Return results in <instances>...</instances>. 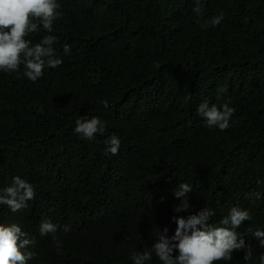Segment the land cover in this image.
Instances as JSON below:
<instances>
[{"label": "trees", "instance_id": "1", "mask_svg": "<svg viewBox=\"0 0 264 264\" xmlns=\"http://www.w3.org/2000/svg\"><path fill=\"white\" fill-rule=\"evenodd\" d=\"M57 2L53 31L27 39L54 35L63 63L35 82L23 65L0 71V190L17 175L35 189L18 212L0 205V222L35 240L29 264H134L132 252L145 250V264H161L152 249L160 231L174 235L173 217L205 206L213 224L232 206L251 215L237 232L252 259L245 249L216 264H259L264 248L248 229H264V0H201L199 17L195 0ZM221 12L219 25L200 26ZM205 101L235 109L229 128L206 126ZM83 116L105 132L75 133ZM113 134L117 155L107 152ZM182 182L193 190L177 211ZM43 220L61 226L59 250L40 234Z\"/></svg>", "mask_w": 264, "mask_h": 264}, {"label": "clouds", "instance_id": "2", "mask_svg": "<svg viewBox=\"0 0 264 264\" xmlns=\"http://www.w3.org/2000/svg\"><path fill=\"white\" fill-rule=\"evenodd\" d=\"M61 5L57 0H0V71L19 74L20 66H24L23 75L30 81H37L44 74L45 67L56 68L63 63L62 58L54 48L56 37L43 35L39 42L33 44L27 39L30 34L39 33L41 26L48 33L53 31L54 22L60 18ZM194 13L199 17L203 14L201 0H195ZM224 19L221 12L205 21L200 26L206 28L219 25ZM65 54L70 53V46H63ZM219 91H224L220 89ZM104 107L108 102L103 101ZM198 114L204 118L206 126L218 127L221 131L230 127L231 117L235 109L223 104L222 109L215 104L202 102L197 108ZM75 133L92 140L97 133L103 134L105 126L98 117L88 118L83 116L76 120ZM106 143L109 144L107 152L117 155L120 139L113 134ZM193 190L187 182L180 183L174 190L176 198H181L182 203L177 211L186 210L189 205L187 194ZM250 197L260 199V192L249 193ZM35 199L34 186L17 175L13 177L10 186L0 190V205H6L12 212H18L28 206V201ZM215 212L205 206L198 213L173 217L177 227L175 234L169 236L168 229L156 237L152 245L161 264H216L218 261H231L233 253L245 250L244 260L252 259L251 244H246L245 239L238 234L237 229L248 220L250 212L239 206H232L228 215L224 216L218 224L210 222ZM60 225L43 220L40 224V234H53V241L57 250L62 246V241L54 234ZM63 231H70V225H64ZM248 232L264 248V229H248ZM35 240L22 230L18 223L0 222V264H29L36 253L30 250ZM178 250V255L174 251ZM131 260L134 264H145L152 259V252H132ZM259 264H264V253L259 256Z\"/></svg>", "mask_w": 264, "mask_h": 264}]
</instances>
